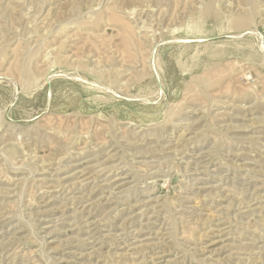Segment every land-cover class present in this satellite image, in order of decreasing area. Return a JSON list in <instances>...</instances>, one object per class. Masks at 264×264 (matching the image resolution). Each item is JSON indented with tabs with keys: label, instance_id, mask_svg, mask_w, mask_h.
I'll use <instances>...</instances> for the list:
<instances>
[{
	"label": "rangeland",
	"instance_id": "374dc122",
	"mask_svg": "<svg viewBox=\"0 0 264 264\" xmlns=\"http://www.w3.org/2000/svg\"><path fill=\"white\" fill-rule=\"evenodd\" d=\"M0 264H264V0H0Z\"/></svg>",
	"mask_w": 264,
	"mask_h": 264
}]
</instances>
